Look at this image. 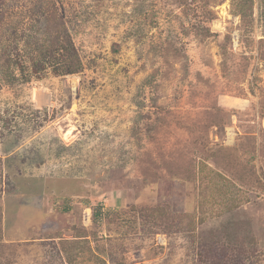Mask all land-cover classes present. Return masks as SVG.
<instances>
[{"label":"rangeland","instance_id":"obj_1","mask_svg":"<svg viewBox=\"0 0 264 264\" xmlns=\"http://www.w3.org/2000/svg\"><path fill=\"white\" fill-rule=\"evenodd\" d=\"M241 1L0 0V264H264V0ZM55 16L78 73L33 65Z\"/></svg>","mask_w":264,"mask_h":264},{"label":"trees","instance_id":"obj_2","mask_svg":"<svg viewBox=\"0 0 264 264\" xmlns=\"http://www.w3.org/2000/svg\"><path fill=\"white\" fill-rule=\"evenodd\" d=\"M249 1L250 0H243L241 2H238V5H240L241 7L238 9L237 13H240L244 17V20L247 18L249 14L248 8H250V5H251ZM53 25L55 26L46 28L47 33L50 34L53 40L50 41V45L48 46L47 51H44L46 53L43 52L44 53L43 59L40 56L38 59L35 58L33 62L34 67H37L36 71H38L39 68L41 69V64H46V61H47L46 55L48 53H54L55 55H57L56 60H52V63L53 65L58 64L59 67H62L61 71L64 74H73V73H78L82 71L84 68L82 58L78 55L77 50L70 38L69 33L64 28L65 24L63 23L62 18L58 19L55 16ZM64 49L68 51L66 54L63 53ZM113 204L114 203L110 201V205H113ZM112 209L109 208L108 210V208L107 209L104 208L102 204H100V206H93L92 219H93L94 226H97L99 224L101 225L104 219L109 218V216L112 215L114 212V210ZM79 230L80 229H78V231ZM85 230L87 233V229ZM86 233L85 235H87ZM95 233H97L96 230H95ZM85 235H80V237L81 236L85 237ZM233 264H236V263L233 262Z\"/></svg>","mask_w":264,"mask_h":264},{"label":"built area","instance_id":"obj_3","mask_svg":"<svg viewBox=\"0 0 264 264\" xmlns=\"http://www.w3.org/2000/svg\"><path fill=\"white\" fill-rule=\"evenodd\" d=\"M85 216L89 219V221L92 219V214L91 212H87V215L85 214Z\"/></svg>","mask_w":264,"mask_h":264},{"label":"bare ground","instance_id":"obj_4","mask_svg":"<svg viewBox=\"0 0 264 264\" xmlns=\"http://www.w3.org/2000/svg\"><path fill=\"white\" fill-rule=\"evenodd\" d=\"M44 97V96H43ZM36 99H37V97H36ZM45 99V98H44Z\"/></svg>","mask_w":264,"mask_h":264},{"label":"clouds","instance_id":"obj_5","mask_svg":"<svg viewBox=\"0 0 264 264\" xmlns=\"http://www.w3.org/2000/svg\"><path fill=\"white\" fill-rule=\"evenodd\" d=\"M93 211V210H92ZM92 215H93V212H92Z\"/></svg>","mask_w":264,"mask_h":264}]
</instances>
